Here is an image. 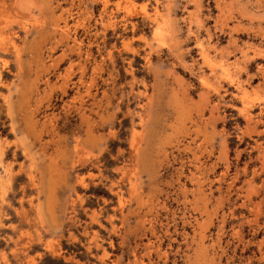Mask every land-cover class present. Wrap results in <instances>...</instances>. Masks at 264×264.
<instances>
[{"label": "rangeland", "instance_id": "rangeland-1", "mask_svg": "<svg viewBox=\"0 0 264 264\" xmlns=\"http://www.w3.org/2000/svg\"><path fill=\"white\" fill-rule=\"evenodd\" d=\"M0 264H264V0H0Z\"/></svg>", "mask_w": 264, "mask_h": 264}, {"label": "bare ground", "instance_id": "bare-ground-1", "mask_svg": "<svg viewBox=\"0 0 264 264\" xmlns=\"http://www.w3.org/2000/svg\"><path fill=\"white\" fill-rule=\"evenodd\" d=\"M240 88V87H239Z\"/></svg>", "mask_w": 264, "mask_h": 264}]
</instances>
